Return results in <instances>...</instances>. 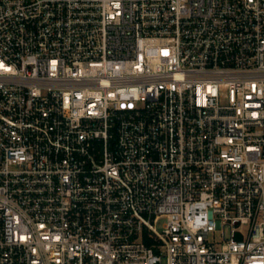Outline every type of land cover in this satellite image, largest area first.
I'll use <instances>...</instances> for the list:
<instances>
[{"label": "built area", "instance_id": "1", "mask_svg": "<svg viewBox=\"0 0 264 264\" xmlns=\"http://www.w3.org/2000/svg\"><path fill=\"white\" fill-rule=\"evenodd\" d=\"M0 264H264V0H0Z\"/></svg>", "mask_w": 264, "mask_h": 264}, {"label": "rangeland", "instance_id": "2", "mask_svg": "<svg viewBox=\"0 0 264 264\" xmlns=\"http://www.w3.org/2000/svg\"><path fill=\"white\" fill-rule=\"evenodd\" d=\"M164 223H165V221L164 220H161V222L158 224V228L159 229H162L163 226H164ZM229 236H230V233H229V230L227 229L226 230V237L228 238ZM212 239H214V238L212 237ZM215 240L216 241H222L223 240V233H222V231H218L216 233Z\"/></svg>", "mask_w": 264, "mask_h": 264}]
</instances>
